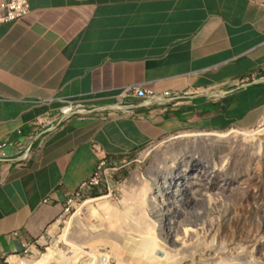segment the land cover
<instances>
[{
	"label": "crops",
	"instance_id": "0c3cea01",
	"mask_svg": "<svg viewBox=\"0 0 264 264\" xmlns=\"http://www.w3.org/2000/svg\"><path fill=\"white\" fill-rule=\"evenodd\" d=\"M130 87L169 96L127 99L130 115L115 108ZM263 119L264 0H30L0 23V145L21 147L0 151V264L102 161L120 171L180 131Z\"/></svg>",
	"mask_w": 264,
	"mask_h": 264
},
{
	"label": "rangeland",
	"instance_id": "374dc122",
	"mask_svg": "<svg viewBox=\"0 0 264 264\" xmlns=\"http://www.w3.org/2000/svg\"><path fill=\"white\" fill-rule=\"evenodd\" d=\"M120 171L110 178L112 194L100 187L49 229L39 257L12 264H264V119L253 127L180 131ZM171 176L181 185L171 204L177 241L163 229L169 208L163 182ZM103 197L119 209L109 220L95 202ZM72 218L79 259L64 239Z\"/></svg>",
	"mask_w": 264,
	"mask_h": 264
},
{
	"label": "built area",
	"instance_id": "2783aa9c",
	"mask_svg": "<svg viewBox=\"0 0 264 264\" xmlns=\"http://www.w3.org/2000/svg\"><path fill=\"white\" fill-rule=\"evenodd\" d=\"M30 12V0H6L0 5V23H14L20 21L23 17L28 15ZM123 100L117 104L115 107L117 110H124L123 112L128 113L130 115H134V111L128 108L127 99L130 98H159V97H167L169 96L168 93H164L162 95L156 94L152 91H144L142 89H138L136 87H130L123 91L122 93ZM87 107L85 105H73L68 104L61 108V113L63 117H70L75 114V112H85L87 111ZM14 148H17L21 151V147L15 146L12 143H4L0 145V151L3 152H9L13 150ZM25 159L27 158L26 155L23 156ZM127 162H124L122 165V168L125 167V164ZM109 165L108 161H102L95 172V174L88 179L87 181L83 182L80 186L79 191L67 201L66 207L64 209L63 215L69 214L76 206V203L79 201H82V199H85L89 195L96 194L100 187L107 186L106 189L108 190V194H112V184L110 178L113 177V175L119 170V167L116 165ZM61 217V218H62ZM50 237V230L47 229L45 233L37 239L35 242L30 244L25 248L22 254L15 255V256H8L6 259V262L8 264H12V260L14 258L18 259L22 263L25 262H32L37 257L41 255V251L39 250L40 247L43 246L42 241L45 240V238Z\"/></svg>",
	"mask_w": 264,
	"mask_h": 264
},
{
	"label": "bare ground",
	"instance_id": "6f19581e",
	"mask_svg": "<svg viewBox=\"0 0 264 264\" xmlns=\"http://www.w3.org/2000/svg\"><path fill=\"white\" fill-rule=\"evenodd\" d=\"M174 162H176L175 160H174ZM176 164V163H175ZM173 168V171H175V166H173L172 167ZM173 173H171L170 175H172ZM169 175V176H170ZM171 178H172V176H171ZM172 181L170 182L169 181V179L166 177V178H164V186L166 187V193H167V201L165 202V201H163V204H166L169 208H166V213H165V215H166V222H167V224H166V226H168V227H166V226H164L163 227V229L167 232V236H169V237H171V239H173L174 241H177V238H178V233L175 231V229L173 228L174 227V218H173V210H175V211H177V207H175V208H172V206H171V204H174L175 202H176V198H177V195H178V193H177V191H178V189H177V185L178 186H181L180 185V182L177 180V182H178V184H176L175 185V183H177L176 182V180H174L173 178L171 179ZM185 181V180H184ZM185 183V182H184ZM167 184V185H166ZM180 190V189H179ZM161 191L162 190H160V188L158 189V192H160L161 193ZM162 197V196H161ZM106 197H103V199L102 198H100V200H95V202L97 201L98 202V204H97V206H98V209H99V211H101V213H102V215H106V217H107V219L109 220V218L111 217V216H113V214H116V212L117 211H119V209H117V208H115V207H113L109 202H107V201H104V199H105ZM165 198V199H166ZM163 199V198H162ZM88 201H90V200H88ZM87 202V201H86ZM91 202H93V201H91ZM164 206V205H163ZM166 207V206H165ZM164 209V208H163ZM96 210V209H95ZM98 213V212H97ZM100 213V212H99ZM101 215V214H100ZM109 215H111V216H109ZM121 215H122V213H121ZM123 217H124V221H125V223H128L130 226H132V222H133V220H132V218L131 217H129V214L128 213H126V215H122ZM131 216V215H130ZM119 217H121V216H117L116 217V215H115V218H114V221L117 223H120V221H122ZM135 221V220H134ZM73 218H72V220H71V222L68 224V230H69V233H67V235L65 236V242H67V244H69V246H70V248L72 249V250H74V251H76L75 252V254H76V259H79V254L81 253V251H80V246L79 245H77V244H75V243H73V241L71 240V238H70V236H71V234H70V232H71V228H72V225H73ZM78 224L80 225L81 223L78 221ZM108 224H109V222H108ZM81 226V225H80ZM83 228V227H82ZM86 229V228H85ZM68 230H67V232H68ZM188 231V230H187ZM153 232V231H152ZM175 243V242H174ZM82 248V247H81ZM82 255V254H81ZM83 256V255H82ZM81 259V258H80Z\"/></svg>",
	"mask_w": 264,
	"mask_h": 264
}]
</instances>
